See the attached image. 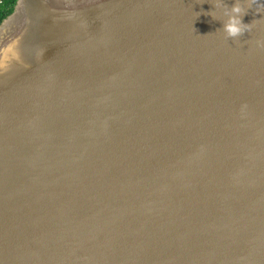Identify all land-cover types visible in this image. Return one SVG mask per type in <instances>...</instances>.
<instances>
[{
  "label": "water",
  "instance_id": "obj_1",
  "mask_svg": "<svg viewBox=\"0 0 264 264\" xmlns=\"http://www.w3.org/2000/svg\"><path fill=\"white\" fill-rule=\"evenodd\" d=\"M93 2L0 22V264H264V13Z\"/></svg>",
  "mask_w": 264,
  "mask_h": 264
},
{
  "label": "clouds",
  "instance_id": "obj_2",
  "mask_svg": "<svg viewBox=\"0 0 264 264\" xmlns=\"http://www.w3.org/2000/svg\"><path fill=\"white\" fill-rule=\"evenodd\" d=\"M98 2L99 0H95L93 3L73 4L70 8L65 7V9H75L81 5H90ZM252 4L256 5V13H264V3H260V0H251L249 7H251ZM231 11L234 13V15L229 16L228 21L223 25V30L228 38L237 40L245 32L251 31L253 23L243 22L242 18L245 14H247V10L243 9L238 3H234L232 5ZM2 43L3 46L0 47V71L6 72L9 70L12 60L20 59V53L17 47L18 40L14 41L13 37H9L7 41H2ZM257 45L264 48V41L258 40ZM243 107H247V105H244Z\"/></svg>",
  "mask_w": 264,
  "mask_h": 264
},
{
  "label": "trees",
  "instance_id": "obj_3",
  "mask_svg": "<svg viewBox=\"0 0 264 264\" xmlns=\"http://www.w3.org/2000/svg\"><path fill=\"white\" fill-rule=\"evenodd\" d=\"M16 0H0V22L11 13Z\"/></svg>",
  "mask_w": 264,
  "mask_h": 264
}]
</instances>
